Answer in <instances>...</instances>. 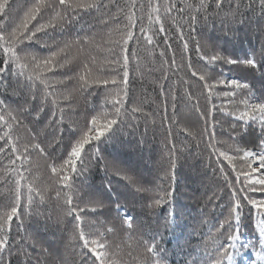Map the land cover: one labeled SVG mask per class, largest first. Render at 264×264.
Here are the masks:
<instances>
[{"label": "snow or ice", "instance_id": "snow-or-ice-1", "mask_svg": "<svg viewBox=\"0 0 264 264\" xmlns=\"http://www.w3.org/2000/svg\"><path fill=\"white\" fill-rule=\"evenodd\" d=\"M25 2L22 12L12 15V0H0V189L5 190L0 192V264H11L13 257H23V264H69L67 256H53L30 233L12 239L14 226L26 233L25 220L36 218L67 234L65 247L77 257L75 264H129L121 255L125 246L129 256L135 252L134 264H167L159 221L156 230L145 231L129 213L139 204L142 212L158 216L157 209L171 204L188 137L207 141L208 167L219 189L209 201L221 200L225 188L230 192L220 204L224 219L209 227L204 254L197 249L188 264H235L240 247L249 249L248 243L240 245L239 234L246 206L259 236L252 264H264V92L256 96L246 82L252 70L264 69V0ZM252 22L261 43L244 59L226 54L219 44L202 43L204 34L197 31L218 23L227 37L237 25ZM173 37L182 47L179 62ZM157 50L164 154L158 175L147 181L119 159L107 158L101 145L132 135L141 120L145 134L149 122L157 130L146 101L137 102L131 90L132 73L143 74L141 52L155 62ZM225 64L243 67L245 79L217 71ZM169 73L178 76L170 84ZM174 127L183 138L173 135ZM96 167L115 180L108 179L106 191L88 181ZM53 202L55 211L45 215ZM163 224L172 229L173 210ZM29 240L41 249L35 257Z\"/></svg>", "mask_w": 264, "mask_h": 264}, {"label": "trees", "instance_id": "trees-1", "mask_svg": "<svg viewBox=\"0 0 264 264\" xmlns=\"http://www.w3.org/2000/svg\"><path fill=\"white\" fill-rule=\"evenodd\" d=\"M25 7V0H12V15H15L17 11L22 12ZM166 26H168L167 22ZM197 31H202L204 34L203 38L198 37L201 38L202 43L207 40L210 44H219L226 50V54H231L234 58L239 59H244L246 55H250L253 49L259 50L261 43V35L255 22L244 26L237 25L236 31L234 33L230 32L227 37L220 30L218 23L215 27L210 24L202 30L198 28ZM159 39L163 40L162 37ZM161 46L163 47L162 44ZM191 46L193 49L192 60L196 62L194 40L191 41ZM172 47L177 53V61L179 62V54L182 51V47L178 37H173ZM141 56L143 57L141 66L143 74L141 75L136 71L132 73L131 90L137 102L146 101L144 109L152 114L150 121L152 118L155 119L157 130L153 131V126L149 122L148 132L145 134V125L141 120L138 131L130 136H121L112 143L102 144L101 149L107 158L112 159L114 157L119 159L124 165L142 175L145 180L152 181L158 175L161 156L164 154V136L159 130L160 121L164 115V103L163 98L160 96L159 88L161 72L156 70L158 69L160 57L158 50L155 62L143 52H141ZM168 59L171 60V53H168ZM217 71L222 72L226 78L235 79H245L247 73V70L243 69V67L228 66L226 64L221 69H217ZM252 72H254V75H247L246 82L251 85L252 92L259 96L264 92V77L261 76V72H264V69L252 70ZM169 76L170 80L167 82L169 84L172 80L178 79V76H173L171 73H169ZM168 115L169 117L172 116L170 101ZM217 131L219 133L220 129L218 128ZM173 135H179L180 138L184 136L183 133H177L175 127L173 128ZM141 138L144 140L142 145L139 143ZM224 138H227L226 132L224 133ZM184 143L187 151L181 155L177 163L175 191L171 204H166L162 209H157L158 216H153L146 209L142 212L139 204L135 206L134 211L129 213L136 216L137 222L144 226L145 231L156 230L157 222L159 221V231L163 233L160 247L166 250L162 255L167 264H188L192 256L197 254V249H199V255L204 254V246L210 235L209 227L211 224L218 226L219 221L224 219L226 212L220 208V204L226 203L230 196V192L225 188V194L221 200L215 201V204L209 201V197L213 195V192L219 193V189L214 187L217 183V178L213 177L212 170L208 167V152L205 151L207 141L199 143V139L188 137ZM224 147L227 150L226 146ZM214 161L215 158L213 157V165ZM229 173L231 175V170H229ZM108 179L114 180V178L106 177L99 170V167L93 168L88 177L89 183L95 189H100L101 191H106L105 186ZM231 179L233 182L235 181L234 176H231ZM120 184H123V181ZM119 190L121 192L125 191L122 187ZM4 191V189H0V192ZM250 195L255 198H261L259 193H250ZM170 209L175 212V224L168 231L163 221L168 218ZM47 211H55V202H53L50 209L46 210L45 215H47ZM204 221H208V223H204ZM254 223L250 206L244 207L239 227L240 245L248 243L249 249L244 250L240 247L239 253L234 258L235 264H252L254 259L252 254L253 246L259 247V236L254 229ZM25 229L26 233H18L14 226L12 239H19L21 235L27 237V234L30 233L43 244L44 248L49 249L53 256H67L69 264H75L77 257L73 254L71 248L65 247L68 243L66 233L57 231L41 218L25 220ZM222 242H227L226 237ZM115 243H119V240L117 239ZM31 244L32 241L29 240L28 251L35 257L41 249L39 246L32 248ZM128 251L127 246H125L124 252L121 254L122 258L129 264H134L133 256L135 252L133 251V256H129L127 254ZM44 255H47V253ZM18 259L23 264V257H13L11 264H17ZM224 264H227V261Z\"/></svg>", "mask_w": 264, "mask_h": 264}]
</instances>
